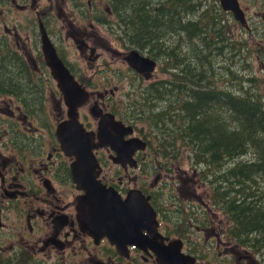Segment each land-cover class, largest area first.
Returning <instances> with one entry per match:
<instances>
[{
	"label": "flooded vegetation",
	"instance_id": "obj_1",
	"mask_svg": "<svg viewBox=\"0 0 264 264\" xmlns=\"http://www.w3.org/2000/svg\"><path fill=\"white\" fill-rule=\"evenodd\" d=\"M133 2L136 6V0H0V264H264L259 223L243 221L241 205L222 204L210 180L197 187L182 160L162 158L145 134L146 126L137 124L147 115L136 110V118L135 111L122 109L121 97L134 91L119 92L115 82L127 78L131 83V73L141 81V90L150 79L142 89L145 94L147 86L162 81L151 80L154 71L139 72L126 60L134 49L130 37L136 26L131 21L139 17ZM245 12L248 24L242 26L255 35ZM256 15L264 19V11ZM115 30L123 50L112 46ZM63 40H68L67 47ZM47 41L87 91L77 116L88 139L100 144L102 117L113 116L119 123L115 127L133 128L123 141L146 142L132 160H115L118 154L109 143L93 149L102 184L123 200L134 196L138 203H148L151 213L142 221L146 214L140 207L98 224L79 219L86 192L74 180L76 157L65 153L57 133L70 119L69 105L48 65ZM256 45L250 58L264 64V46ZM139 52L154 59L156 68L160 65L146 50ZM116 56L123 58L125 68L112 65ZM100 78L105 86L99 89ZM107 127L106 136L116 137L115 128Z\"/></svg>",
	"mask_w": 264,
	"mask_h": 264
},
{
	"label": "trees",
	"instance_id": "obj_2",
	"mask_svg": "<svg viewBox=\"0 0 264 264\" xmlns=\"http://www.w3.org/2000/svg\"><path fill=\"white\" fill-rule=\"evenodd\" d=\"M136 1L131 45L163 60L169 74L147 86L140 111L159 135L160 155L180 160L186 153L219 201L241 205V219L264 233V207L250 210L264 205V95L249 72L251 50L231 35L219 0ZM214 55L224 58L219 68Z\"/></svg>",
	"mask_w": 264,
	"mask_h": 264
},
{
	"label": "water",
	"instance_id": "obj_3",
	"mask_svg": "<svg viewBox=\"0 0 264 264\" xmlns=\"http://www.w3.org/2000/svg\"><path fill=\"white\" fill-rule=\"evenodd\" d=\"M220 5L223 10L232 12L235 19L242 25L247 26L246 13L238 0H220ZM44 48L48 65L54 78L58 80L59 87L62 89L65 100L69 105L70 119L59 125L57 133L65 153L76 157V161L73 163L74 180L78 187L86 192L82 196V200H80L79 208H82H80L79 219L81 217V220L85 222L98 224L99 221L111 220V215L119 212L128 213L129 210L132 212L137 211L139 207L140 212L146 214V216H141V221L149 217L151 210L148 208V203L143 200L138 203V198L134 196H129L126 200H123L115 189L107 187L97 179L99 171L96 172L97 158L93 152L95 147L109 143L118 154L115 160H132L133 154L137 149L146 148V142L140 138L123 141L124 135L133 132V128L115 127L119 123L114 121L113 116L111 118L108 117V119L102 117L103 119L100 122V132H104L102 142L100 144L91 142L88 139L89 136L85 133L83 125L79 123L77 116V108L87 99V91L75 80L50 41H47ZM126 60L132 68L139 72H152L157 65L154 59L140 54L137 50H130ZM95 113L99 115L97 112ZM109 125L114 127L117 133L116 137L112 135L113 140L109 139L105 134L109 133L107 127ZM76 130L80 131L76 132ZM71 138H78V142Z\"/></svg>",
	"mask_w": 264,
	"mask_h": 264
},
{
	"label": "rangeland",
	"instance_id": "obj_4",
	"mask_svg": "<svg viewBox=\"0 0 264 264\" xmlns=\"http://www.w3.org/2000/svg\"><path fill=\"white\" fill-rule=\"evenodd\" d=\"M210 1L213 3V1H215V0H210ZM240 1H241L243 8L247 11V15L250 19L249 23H250V26L255 30V35H251L246 28H244L238 21L235 20V18H233L231 15L226 14V17L228 18L227 24L230 28L231 35L235 37V40H238L240 43L246 41V45L243 46V49L244 50H249V49L251 50V51L249 50L250 53H248L247 56H249L251 54V52H252V55H254V53L257 49V45H256L257 42L259 43L260 47L263 48V46H264V35H259L258 32H256L258 30H261V31H259V33L264 34V32L262 31V28L264 29V26L262 23L264 21V19L261 18L259 15H256L257 17H255L256 12L261 14V12L264 11V7L261 4V0H255L256 2H253V0H240ZM137 3L140 4V2H137ZM131 8L136 9V7L133 5V3L131 4ZM116 34L118 35L116 30L114 32H112V34H111L110 40H111L112 46L115 48H120V50H123L124 49V46L122 45L123 42L122 43L120 42L119 37H118L119 35L117 36ZM169 37L172 39V41H175V39L177 38V36H169ZM121 39L123 40L124 38H121ZM67 42H68V40H63V44L66 47H67ZM69 43L72 47V52H74L76 50V48H75L76 44L74 43L72 38L69 39ZM247 47L249 49H247ZM133 48L134 49H132V50L139 51V49H137L136 47H133ZM114 58L115 59L112 63V65L114 67L125 68L124 65H126V64L123 62L122 57L116 56ZM212 59H213L214 64L217 67L224 63V58H219L218 55H214L212 57ZM249 59H251L249 72L252 71L251 74L256 76V78L260 79V86L262 88V94L264 95V82H263L264 70H262V68H264V64L262 62V59H259L258 61H257V58L256 59L249 58ZM110 61H111V58H110ZM161 65H164L163 60H162V62H160V65L157 68H155L154 74L152 75L151 80H153L154 78H156V79L157 78H162V79L169 78L168 72L167 73L164 72ZM241 65L233 67L236 72H239L237 74H241L240 73L242 70ZM231 66H233V65H231ZM218 68L216 71H218ZM242 73H243V71H242ZM130 76H131V83L129 82V79H127V78H123L120 83H118V82H115V83L119 84V87H120L119 92H123V90L124 91H126V90L134 91L133 95H129V96L124 95L121 97V98H123L122 101H123V105H124V107L122 109L126 110L127 112H129L131 114L135 111L134 114L136 115V118H139L138 113L136 114V112L137 111L140 112L143 108V105H144V101H143L144 91L142 89L145 86V84H147L150 81V79H146L144 81V83H142L143 87L140 90L139 87H140L141 81H139L137 78H135L134 74L130 73ZM104 82H105V80L103 78L99 79V81H98V88L99 89L101 87L105 86ZM143 117H144V119H142V118L139 119L137 121V124L141 127L146 126L145 127L146 129L144 128L145 134H148L149 137L152 140H154V148L155 147L159 148L157 145V141H158V137H156L157 132H153V128H152V126H150L151 123L146 119V118H148V116H143ZM180 160H182V162H183L182 167L184 169H187L188 171H190L191 172L190 174L194 175V179H195L194 183L198 187L199 182L201 183L202 181L198 178V176L196 174V172H197L196 168L192 166V163L188 159L187 154L184 153V155L181 156ZM191 168L193 171L191 170ZM190 178L192 179V177H190Z\"/></svg>",
	"mask_w": 264,
	"mask_h": 264
},
{
	"label": "bare ground",
	"instance_id": "obj_5",
	"mask_svg": "<svg viewBox=\"0 0 264 264\" xmlns=\"http://www.w3.org/2000/svg\"><path fill=\"white\" fill-rule=\"evenodd\" d=\"M80 208H82V207H80ZM80 208H78L79 209V213H80ZM80 215V214H79Z\"/></svg>",
	"mask_w": 264,
	"mask_h": 264
}]
</instances>
